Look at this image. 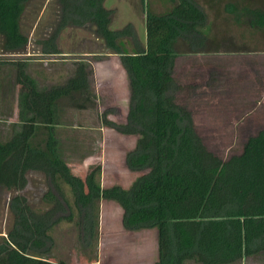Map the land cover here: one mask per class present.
Listing matches in <instances>:
<instances>
[{
  "label": "trees",
  "instance_id": "16d2710c",
  "mask_svg": "<svg viewBox=\"0 0 264 264\" xmlns=\"http://www.w3.org/2000/svg\"><path fill=\"white\" fill-rule=\"evenodd\" d=\"M33 1L0 0L3 53L25 51L28 37L21 21ZM103 1L56 0L54 27L35 44L40 53L57 54L55 40L63 28L90 25L103 47L118 56L127 80V113L123 123H116L106 119L104 112L102 123L120 134L136 136L125 164L131 171L144 172L128 188L101 187L99 165L83 179L73 175L56 154L52 107L55 100L70 92L87 90L84 65L77 67L67 83L39 91L25 72V62L14 61L17 81L26 87L24 104L31 116L18 133L0 142V187L21 190L28 171L40 172L49 184L43 194L48 206L37 211L25 196L15 193L10 197L12 221L0 241V264H59L30 253L48 250L47 230L68 210L56 187L57 174L71 187L82 222L88 223L94 201L104 199L121 208L123 228H155L157 257L153 264L187 260L229 264L264 251V129L248 137L240 153L222 160L204 146L190 112L174 101L178 85L172 69L181 53L178 42L188 44L192 53L218 51L202 48L207 41L202 32L203 10L192 0H176L162 13L146 8L145 41L141 45L131 24L109 29L112 10L104 8ZM219 1L206 3L213 6ZM244 1L247 4L250 0ZM225 7L235 18L245 14L252 27L264 30L262 8L243 5L238 12L230 3ZM209 42L214 47L218 44V40ZM38 120L47 126L45 150L30 145Z\"/></svg>",
  "mask_w": 264,
  "mask_h": 264
},
{
  "label": "rangeland",
  "instance_id": "374dc122",
  "mask_svg": "<svg viewBox=\"0 0 264 264\" xmlns=\"http://www.w3.org/2000/svg\"><path fill=\"white\" fill-rule=\"evenodd\" d=\"M175 1L104 0L102 5L112 10L109 29L118 30L131 24L143 45L146 8L162 13ZM192 1L206 18L202 32L207 41L202 48L218 51L192 53L188 44L178 42L181 53L175 57L172 69V78L178 85L174 101L190 112L194 129L207 150L226 160L241 152L248 137L264 129V84L261 97H257L256 90V83L261 82L259 79L256 82V77L264 79V54L245 50L264 45V30L252 27L245 14L235 18L225 4L230 3L238 12L243 5L264 10V0H250L247 4L243 0H220L213 6H208L206 0ZM56 13V0L31 2L21 21V29L28 37L25 51L14 55L3 53L0 48V54H4L0 55V61H24L25 72L39 91L67 83L77 67L84 65L87 90L70 92L53 103L56 154L81 179L99 165L101 187L128 188L144 172L131 171L125 164V155L134 147L136 136L120 134L102 123L104 112L106 119L116 123H123L127 113V80L118 56L103 47V41L90 25L63 28L55 40L59 53H40L35 41L53 29ZM211 40H218V44L214 47ZM249 40L245 47L243 44ZM127 47L131 49L130 44ZM23 91L22 103L26 94L24 85ZM252 102L258 103L257 106ZM27 110L25 106L20 113L22 123L31 116ZM19 131L13 128L6 140ZM46 136L47 126L38 120L30 145L45 150ZM25 176L26 184L21 190L0 187V241L11 225L8 203L13 194L25 196L37 211L48 206L43 200L49 188L45 176L37 171H28ZM56 185L68 210L58 215L47 230L48 250L30 252L32 255L59 264H153L156 261L155 228H123L121 208L114 201L104 199L94 201L88 223L82 222L71 187L60 174L56 175ZM261 252L229 264H264V252ZM182 264L199 263L187 260Z\"/></svg>",
  "mask_w": 264,
  "mask_h": 264
},
{
  "label": "crops",
  "instance_id": "0c3cea01",
  "mask_svg": "<svg viewBox=\"0 0 264 264\" xmlns=\"http://www.w3.org/2000/svg\"><path fill=\"white\" fill-rule=\"evenodd\" d=\"M245 50H247V52H261L262 54H264V45L262 47L261 46L256 47L255 49L247 48ZM13 61L14 60L12 59L11 60L2 59L0 61V142L6 141L7 139L6 136H9L8 134L11 133L13 128H16V130L19 131V127H21L20 124L22 123L19 118L20 113H22V111L25 108L24 103H22V101L20 100L24 96L23 85L17 81L16 71L13 66L14 64ZM258 79L259 81L261 80V82H259ZM257 81L259 82L256 83L257 85L256 90L258 91L257 97H261L263 94L261 89L264 84V79L258 76L256 77V82ZM257 104L258 103L255 104L254 102H252V105L257 106ZM53 130H54V125H53ZM263 252L264 251H262L261 253Z\"/></svg>",
  "mask_w": 264,
  "mask_h": 264
}]
</instances>
